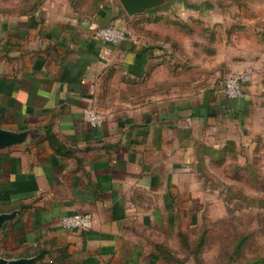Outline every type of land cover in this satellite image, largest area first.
Segmentation results:
<instances>
[{"label":"crops","instance_id":"0c3cea01","mask_svg":"<svg viewBox=\"0 0 264 264\" xmlns=\"http://www.w3.org/2000/svg\"><path fill=\"white\" fill-rule=\"evenodd\" d=\"M20 4L0 10V130L25 138L0 150V213H16L0 231V256L197 264L179 238L203 216L197 169L229 146L264 145L263 62L243 96L228 99L219 75L251 67L249 56L237 70L230 57L227 70L203 69L205 77L189 81L175 28L148 24L191 15L197 24L199 4L133 16L114 0H44L30 12ZM92 22L126 38L104 44ZM83 109L103 115L101 126L85 122ZM76 213L91 215L89 231L60 225Z\"/></svg>","mask_w":264,"mask_h":264},{"label":"rangeland","instance_id":"374dc122","mask_svg":"<svg viewBox=\"0 0 264 264\" xmlns=\"http://www.w3.org/2000/svg\"><path fill=\"white\" fill-rule=\"evenodd\" d=\"M19 1L23 5L33 0ZM173 1L199 4L197 24L190 21L194 15L181 24L155 16L148 24H158L159 30L162 22L175 28L172 33L177 34L178 43L174 44L186 59L187 80L205 77L203 69L227 70L230 57H235L231 67L237 70L245 62L242 56H249L252 68L224 74V78L220 74L222 84L236 73H254L259 62L264 67V0ZM8 4L9 0H0V10ZM197 176L204 211L197 231L189 236L190 244L197 239V264H264V145L227 147L209 154L199 163Z\"/></svg>","mask_w":264,"mask_h":264},{"label":"built area","instance_id":"2783aa9c","mask_svg":"<svg viewBox=\"0 0 264 264\" xmlns=\"http://www.w3.org/2000/svg\"><path fill=\"white\" fill-rule=\"evenodd\" d=\"M89 30L93 37L104 44L115 45L126 38V33L111 26H100L90 23ZM105 51L100 54L101 57ZM253 79L252 71L236 73L224 80L223 93L228 99H240L243 96V88L251 83ZM82 118L93 128H98L104 121V116L96 113L93 109H83ZM60 225L66 230H76L87 232L92 228V217L89 214H72L61 218Z\"/></svg>","mask_w":264,"mask_h":264},{"label":"water","instance_id":"95a60500","mask_svg":"<svg viewBox=\"0 0 264 264\" xmlns=\"http://www.w3.org/2000/svg\"><path fill=\"white\" fill-rule=\"evenodd\" d=\"M123 11L128 16L154 10L170 2V0H118ZM21 133H12L0 130V150L20 144L24 141ZM16 213H0V231L3 226L15 217ZM32 258L7 259L0 256V264H32Z\"/></svg>","mask_w":264,"mask_h":264},{"label":"trees","instance_id":"16d2710c","mask_svg":"<svg viewBox=\"0 0 264 264\" xmlns=\"http://www.w3.org/2000/svg\"><path fill=\"white\" fill-rule=\"evenodd\" d=\"M44 0L39 1V3H35L34 0L31 1V3H24L22 6H20L21 11L30 12L33 10L37 5L41 4ZM171 1V0H170ZM173 2H180V1H173ZM232 147V146H229ZM180 240L182 242L183 247L185 250L189 253L188 255H192L193 257L197 255V239L190 244L189 243V236L187 235H180ZM193 246V247H192ZM192 247V248H191Z\"/></svg>","mask_w":264,"mask_h":264}]
</instances>
